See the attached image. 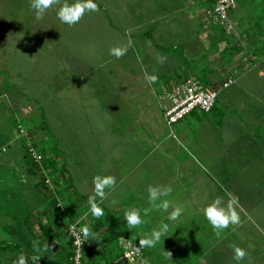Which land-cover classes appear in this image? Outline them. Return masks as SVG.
Listing matches in <instances>:
<instances>
[{
    "label": "crops",
    "instance_id": "obj_1",
    "mask_svg": "<svg viewBox=\"0 0 264 264\" xmlns=\"http://www.w3.org/2000/svg\"><path fill=\"white\" fill-rule=\"evenodd\" d=\"M99 1L98 5L102 7L104 3L102 0ZM142 1H138L139 6ZM176 1L145 0L143 3L148 2L151 5L156 3L157 6L162 8L160 13L155 11L156 15L159 16L161 14L163 16L165 14V7L172 5L173 2V6H176L178 10L184 6V0H180L181 2L178 3ZM68 2L72 3L73 1L70 2L68 0ZM0 3H3L0 6V15L8 14L3 15V17L0 16V25L4 24L3 27H5L0 30V104L4 103L8 106L6 110L4 105H0V188L4 189L1 192L4 195L0 196V243L2 241L7 242V240L14 242L17 246L16 248L20 249L19 253L23 252L28 257V264H33L31 257L37 254L41 259L36 261L35 264H68V255L71 247L66 229L68 224L73 221L69 220L61 227L59 223L62 216L69 215L68 210L62 211L59 208L54 209L53 207L46 208V193H44V190L30 186L27 180L25 184L23 183V175L25 174L23 167L26 168V166L22 165L23 160H21L23 155L22 143L21 141L20 143L16 142L17 138H13V135H16V131L14 132L16 128L15 123L19 120L23 122L24 119H17L15 115L16 111L20 110V113L23 115L29 112L30 107H34L33 105L30 106L29 103L34 104V102H39L40 105L35 103V108L41 107L42 111L38 114H40L41 120L44 119L45 123L50 118L47 115L50 109H52V118H54L53 116H60L59 119L63 120H67V117L70 114L73 115L74 111L84 114L85 120L83 122L79 120L78 126L84 127L82 133L87 138L85 141H81V144H79V141H76L78 144H76L77 146L74 144V150H80L86 156L84 154L83 157H76V154L73 151L71 152V149L67 155L61 153L62 155L58 157V161H62V166L65 165V167L66 165L69 166V163L72 166L78 165L80 168L76 170L84 168V172L83 170L80 171L83 177L80 175L76 176V178L79 177V180L83 179L88 183L92 182L96 175H112L116 177V189L119 195H117L118 197L116 196L117 199L113 202H116L117 207H122L117 210V213L120 215V221L116 227L117 232L122 231L124 233V230L127 228L126 221L124 220L126 210L139 208L142 215L143 208H146L147 204L150 207L147 202V188L149 185H170L173 187V183H177L174 187H180V189H177L182 196L180 199L183 205L181 206L184 208V212L181 215L183 217L187 215L185 209L188 206L195 208L196 214L204 217V207L212 203L216 197H223L226 204L229 198L227 194L230 193L239 198L237 211L241 216V225L239 227H230L220 237H217L205 217H201V221L197 220L195 225H203L202 227H197V230H202L201 232H203L204 236L193 234V239L189 240L185 237L179 238L176 235L174 243L171 241V246L176 248H180L178 244H182V249L175 255L179 258L176 264H186L184 255L187 256L188 252H194L195 254L192 264H237L233 259V249L230 247L232 244L243 248L247 252L246 258L239 262V264H264V30L261 25L260 27L257 25L264 22V14L262 16L250 14L249 16L241 17L243 20H246L243 23H250L251 25L244 27L242 25L234 26L235 34H230L227 39L228 46L235 42L243 44L242 51L240 50L237 54L235 53L236 55L229 54L234 57L241 56L240 62L242 60L246 62L244 66L238 67L237 65L240 62L233 64V60L228 59L230 57L227 55L220 57V54H218L214 58L216 63L212 67H208L211 73L213 71H224V75L219 79L221 80L219 83H216L215 79H211V82L214 81L215 86L219 89L216 102L210 110L213 111L212 115L214 116L212 118L207 116L204 119H200L197 114L201 113L200 115L206 116L210 111L204 113L194 110L174 124L176 126L175 133L172 130L170 133L174 135L173 138L175 140L169 138L171 137L170 133L163 134L164 126H161L162 128H154L152 123L149 122L151 128L150 130L148 129V135L152 140L149 139L146 142L131 141L130 144L124 146L121 143L120 146L119 141L117 142L116 139H123L125 141V138L129 134L123 137L122 134L116 133L118 129L116 126H111V122L114 121L113 118H116L118 121L122 118L121 112L123 113L126 108L124 96L120 93L121 90L111 91L107 89L110 81L101 73L100 77L102 76L103 79L93 80L94 84L89 83V72L101 63L85 65L86 61L77 62V59L74 57L75 49L72 45L59 43V38L60 36L63 37V32L55 30L50 34V31L46 32L44 30L45 17H50L51 14L55 15L59 8L56 11L50 8L44 18L38 21L35 18L34 11L30 7L29 0L21 4L19 0H0ZM105 3L107 5L109 1L107 0ZM9 4L11 6L15 5L18 9L9 14L7 12ZM128 5L126 3L124 5L120 4L108 7H116V15L123 12V17H126L128 13L122 10V8ZM146 6L143 4L142 7ZM150 9H152L151 6L148 7V11ZM127 10L130 12V16H133L134 9L128 8ZM167 11L170 10L168 9ZM139 12L143 11L140 9ZM150 13H154V11L152 10ZM12 14L15 15L13 18L18 17L16 21L20 20L18 26L17 23L13 26L14 34L21 37L18 49H14L13 47L14 34L12 35L11 25H14V19L10 20L6 17H12ZM183 15L185 20H183L181 14L176 15V18H179L180 21V23H177L180 26L176 28L175 32L178 38L185 34V29H188L187 24L191 20L187 15ZM3 18H7L6 21ZM2 20L4 21L2 22ZM138 20L134 21L131 19L129 22L126 21V23L132 22L135 26L137 25L136 27L140 28L141 21L137 22ZM52 21L56 20L53 19ZM115 21L118 20L115 19ZM153 22L157 21L154 20ZM9 24H11V28ZM31 26H34L32 31L30 30ZM168 33L169 31L167 32V36ZM194 33L195 36H199L198 32L194 31ZM131 37L133 36L131 35ZM185 40L186 37L182 39V41ZM196 40H198L199 45L197 43L196 45L194 44V50L190 53L186 50L184 58L187 60V53L190 56L193 53L196 57L195 63L203 61V65L207 66L206 62L213 60V57L205 59V47L199 38ZM245 41H249V43L246 44ZM108 43L111 44L109 39ZM180 43L182 42L180 41ZM225 44L226 40L219 41L213 45H217V49L220 51ZM184 46L188 48V43L186 42ZM198 46H201V51L197 48ZM245 46L248 47L246 48ZM252 47L256 48V52H248L247 49L249 48L250 50ZM100 48H103L102 45L96 47L99 53L102 52ZM155 49L157 48L155 47ZM22 52L24 54H21ZM87 53L89 54L88 60H90L92 53L90 54L89 48L87 49ZM161 53L167 55L166 50H163ZM249 56L250 58H248ZM30 63H33L31 65L33 69V78L31 80H33V83H35L36 78L39 79V76H42L44 68L49 72L47 75L48 84L44 85L43 77L41 86H37L36 92H33L31 100L34 102H29L28 98L26 100L24 97L27 96L28 88L26 83L27 75L22 74V68L25 67L26 72H28ZM62 64L64 65L62 66ZM217 64L219 65L217 66ZM79 66L81 70L78 69L79 71H77ZM63 67L64 69H62ZM177 70L178 72L176 71L175 73L179 79L189 74V69L183 68V65L182 69ZM226 71H229L230 74L226 73ZM229 78L234 79V82H231L227 87H223L222 83ZM152 85L156 90V88L160 89L163 83L159 84V87L158 83ZM152 85L150 86L152 87ZM8 87H14L16 92L12 89L10 93L7 92ZM115 91L117 93H114ZM236 95H240L244 99L240 101ZM134 97V102L139 103L141 97L137 95ZM92 98L93 101H91ZM219 98L220 104L225 103L227 105L224 110L215 109ZM233 98L238 102V108L236 109L234 108V102L236 101ZM153 101H155L154 98ZM77 103L80 106H76ZM69 104H74L75 108H70ZM91 104L97 105L94 112L90 109ZM141 104L136 108L134 106L132 110L135 114L134 120L137 121L139 119L136 122L138 125L147 123L146 115L142 114L146 109L144 107L142 109ZM166 105L167 101H165L164 106ZM154 108L152 110L155 114L157 110ZM9 109L12 110L10 117H8ZM161 110H158L160 115H162L163 108ZM127 111L129 110L127 109ZM231 111H234V113L238 112V114L236 113L235 116L234 113L230 115ZM41 120H39V123L37 121L36 126L40 128L39 132L44 135L47 133L45 128L42 129L41 127ZM103 121H107V127L104 130L98 129L97 126H103ZM159 124L161 125L160 122ZM167 127L171 126L167 125ZM52 134V143L49 146L47 145V149L49 150L48 153L53 152V157H55L54 150L59 149L57 143L60 139H58L54 131H52ZM93 134H96L94 138L91 137ZM205 135L207 136L206 139L204 138ZM109 136L116 138L114 140L117 143L113 142L110 144ZM131 137L135 138L132 135ZM42 138L44 139L43 136ZM100 151L101 153H99ZM128 151L130 153L125 154ZM196 167L201 168V170L195 171ZM210 169L212 172H210ZM67 172L69 178L66 176L63 181L66 180L68 185H70L67 194L71 196V194H75L73 188L75 189L76 186L73 180L74 174H71L68 170ZM131 182L133 185H136L133 188V190L136 189L134 191L136 197L147 204H135L133 202L132 204H128L130 207H126L124 203L126 200L125 192ZM258 183L260 184L256 185ZM249 185L252 186L250 187ZM93 187L92 185V189ZM85 188L90 189V186L87 184ZM105 191L107 197L105 202L107 200L108 204L111 205V201L114 199L110 196L112 195V191L110 189H106ZM79 193L88 196L87 202L82 204L87 210L90 207L89 200L93 198V191ZM130 198L134 199L135 195H131ZM199 199H204V203H199ZM96 200L104 207L105 212L108 208L106 203L104 201L101 202L99 197ZM71 214L76 213L71 212ZM83 216H86V213ZM78 218H80L79 215H77ZM90 218H87L89 220L88 226L92 224V218ZM155 226L151 225L149 229H146V235L156 228ZM89 228L92 232L98 234L97 239H91V245L108 233L104 230L105 227L103 226L101 229L94 231L92 226ZM143 234V232L139 233V235ZM123 236L130 238L126 234H123ZM132 238L130 240L134 241ZM33 241H39L40 248L42 249L39 253L34 251ZM46 244H49L50 248L44 251L43 248ZM148 249L147 257L145 258L150 264H155L154 254L151 253V251L153 252V248L148 247ZM97 250L99 248H95L89 253L94 260H96V255L93 253ZM19 253H10L9 255L6 253L7 258H9L6 259L14 262ZM115 260H118V258L113 261Z\"/></svg>",
    "mask_w": 264,
    "mask_h": 264
},
{
    "label": "rangeland",
    "instance_id": "obj_2",
    "mask_svg": "<svg viewBox=\"0 0 264 264\" xmlns=\"http://www.w3.org/2000/svg\"><path fill=\"white\" fill-rule=\"evenodd\" d=\"M19 1L21 4L22 2L26 0H19ZM69 1L70 2L73 1L72 3L75 2V0H69ZM105 1L107 0H102L104 4H102V7L99 6V11L86 12L85 15L82 17V19L79 21V23H77L73 27H69L67 24L62 23L57 18L56 13L55 15L51 14L50 17H45L44 30L46 32L50 31V34L54 32L55 30L63 32L62 33L63 37L60 36L59 43L66 44V45L68 44L72 45V47L75 49L74 57L77 59L76 60L77 62L86 61V63H84L85 65L90 64V63H93V64H96L99 62L101 63L100 65H97V67L92 68V70L89 72L90 74L88 76V79L90 80L89 83L94 84L95 82L93 80L95 79L99 80L100 78L103 79L102 76L100 77V73H101L106 79H109L110 81V83H108L107 89H110L111 91L117 90V89L119 91L121 90L120 93L123 94L122 96H124L123 98L126 102L125 104L126 108L123 113L121 112L122 118L119 121L116 120V118H113L114 121L111 122V126H116L118 129L116 133L122 134L123 137H126L128 134L129 135L125 138V141L123 139L118 140L116 138H111V136H109L110 144H112L113 142L116 144L119 141V145L122 143L125 146L126 144H130L131 141L132 142H138V141L146 142L149 139L152 140L151 137L148 135L149 133L148 129L150 130L151 128L149 126V122L152 123L154 128L155 127L162 128L161 126H164L163 134H168L170 133L171 130L175 133L176 126L173 125L171 127H167L165 120L163 118V112H162V115H160L158 111V110L162 111L161 109L165 105L166 100L163 98L164 94L162 90L163 89L162 87H165V85L161 86L162 89L156 88L155 90L154 86L152 85L151 87L150 84L145 80L144 78L145 72H147L150 75H157L159 77L158 81L156 82L158 83V87H159V84L167 83V81H170L168 85L171 84V86H173L174 84H176V82H172L173 79L175 80L179 79L175 72L176 71L178 72L177 69H182V65H183V68L187 67V63L184 60V57H185L184 54L186 53V50L183 44L180 43V41L182 42V39L186 37L185 41L189 43L188 47L189 46L191 47L194 44L196 45V43L197 45H199L198 40H196L197 38L201 40L200 42H203L202 41L203 37H206L207 33L205 31H203V33L199 32V36L197 37L195 36L194 31L196 27H198L199 29L201 28V22L203 21V19L206 20V18L203 17L202 13L205 11L207 15L210 12V10L213 8V6L211 7L208 6L207 0H184V6H182L181 9L178 10L176 6H173L174 5L173 4L174 2H173L172 5H168L165 7L164 9L165 14L163 16H161L160 14L159 16L161 17H159L156 15L155 11H157V13H160L162 8L160 6H157L156 3H154V5H151L148 2L143 3V1H145L143 0L141 5L139 6L138 1L140 0L138 1L136 0H108L109 3L106 5ZM166 1H169V0H166ZM94 2L97 4L100 3L99 0H94ZM178 2H181V1L177 0L176 3ZM126 3L131 5V6L129 5L123 6L122 8V10L128 13L126 17H123V12L122 14L119 13V15H116L117 14L115 10L116 7H111V8L108 7V6H114V5H120V4L124 5ZM2 4L3 3H0V6ZM143 4L147 6L142 7ZM149 6H151L152 9L148 11ZM59 7L60 5L58 6L54 5L52 9L56 11ZM128 8L132 10L134 9L133 16H130V12L127 10ZM17 9L18 8H16L15 5L11 6V4H9V6L7 7V12L11 14L15 12ZM140 9L143 12H139ZM168 9L170 11H167ZM152 10L154 11V13H150V11ZM0 12H1V7H0ZM179 14H181L183 20H185V17L183 14L187 15L188 17H192L193 22L188 23L187 25L188 29H185V34H183L181 37L178 38L175 32H176V28L180 26V24H177V23H180L179 18L178 19L176 18V15H179ZM227 14H229V18L231 17L230 20H233L234 18L240 17L242 15H247V14L262 16L264 14V4L261 1H259L258 3L257 1L254 2L250 0H235V8L231 9L230 12L228 10ZM3 15H8V14H1L0 16L3 17ZM6 17L11 20L13 17H15V15L12 14V17L11 16H6ZM7 18H3V19L6 21ZM16 18L18 17L16 16ZM16 18H13L14 22L12 21L14 25L9 24V26L10 25L12 26V35L14 34L13 26H15L16 23L18 26L19 24L18 22L20 21V20L16 21ZM53 19H55L56 21H52ZM115 19H117L118 21H115ZM131 19H133L134 21L139 19L137 22L141 21L140 28L136 27L137 25L135 26L132 22L126 23V21L129 22ZM4 20H2V22ZM154 20L157 22H153ZM57 21H58V24H57ZM247 25H251V24L250 23L242 24L243 27ZM257 25H259L258 27H260V25L264 26V24H260V23H258ZM3 26L4 24L0 25V30L5 28ZM33 28L34 26H31L30 30L32 31ZM17 30H20V29H17ZM168 31L169 33L167 36ZM231 31L232 33H230ZM235 32L236 31L233 30V28L232 29L225 28L224 30V34L226 35L225 39L226 38L228 39L229 35L235 34ZM131 35L133 37H131ZM20 39L21 37H19L17 34L16 35L14 34L13 36L14 49L19 48ZM108 39L111 44L108 43ZM129 41H131V46L128 48L126 55H124L122 58L117 59L116 57L109 54V49L111 47L117 46V45H126L128 44ZM217 41L218 40L216 38L213 41V44L214 43L217 44ZM100 45H102L103 47V48H100V50H102L101 53L97 52L96 50V47ZM155 47L157 49H155ZM88 48L90 49V54L94 51L92 55L90 56V60H88V56H89V54L87 53ZM159 48H164V49H159ZM197 48H199L200 51L202 50L201 46H198ZM189 49L191 48H188V50ZM163 50H166L167 55H164L161 53ZM204 50H205L204 51L205 59H209L213 57V60H211L210 62H206V65L208 67H212L216 63V60L214 58L217 57L219 54L217 45L206 46ZM189 53H187L188 57L190 56ZM14 54H15V51H14ZM21 54H24V52H22ZM157 55L166 56L167 57L166 62L163 64H160L156 59ZM104 56L105 58L103 59ZM231 59L233 60V64L238 63L241 60V56L239 55L235 57L232 56ZM195 62L196 61H194V63ZM32 64L33 63H30L28 72H26L25 67L22 68V74L27 75L26 83H27V88H28L27 89L28 97L27 96H24V97L26 98V100L28 98L29 102H34L31 100L32 94L33 92H36L37 86H41V81L43 77H44V80H43L44 85L48 84L47 75L49 74L47 69L44 68L42 76H39V79L36 78L35 83H33V80H31L33 78V69L31 67ZM203 64H204L203 61H199L195 64H191V67L189 69V74L198 77L202 81H205L206 79L208 80L220 79L224 75V71L222 72L213 71V73H211L209 70L205 69V65ZM63 65L64 64H62V66ZM218 65L219 64H217V66ZM62 69H64V67ZM78 69L81 70V67L79 66L77 68V71H79ZM74 72L77 73L76 71ZM168 85L165 88H168ZM11 89L14 92H16V90H14V87H8L7 92L10 93ZM159 90L161 91L159 92ZM114 93H117V91H115ZM136 95L141 97V100L139 103L134 102L135 101L134 96ZM236 96L240 101L244 99L240 95H236ZM152 97L155 99V101H153ZM219 100L220 98L218 99V104L216 105L215 109L224 110V108H226L227 105L225 103L220 104ZM233 100L237 102L235 98H233ZM91 101H93V98L91 99ZM236 102H234L235 109L238 108V102L237 103ZM35 103L36 102H34V104L29 103L30 106L33 105L34 107H30L28 113H25L22 115V113H20V110L16 111L15 115L17 119L24 118L23 122L21 121V123H18V122L15 123L16 128L14 129V132L16 131L15 132L16 135H13V138L15 139L17 138L16 142L20 143L21 141L22 144H26L29 138V141L31 143L35 142L38 146H41L43 144L45 146L47 145L49 146L52 143L51 133L52 131H54L58 139H60V141H58L57 143L58 144L57 146L59 148L58 151L60 153L67 155L69 151L72 149L71 152L73 151L76 154V157H79V158L83 157L85 153H82L80 150L79 151L74 150V148H75V145L78 144L76 141H79V144H81V141H85L87 138V136L83 135L82 133V130L84 129V127L81 128L78 126L79 120H81L82 122L85 120L84 114L82 112L78 113L74 111V114L71 115L70 114L71 112H70L69 113L70 116L67 117V120H63L61 118L59 119L60 116H53L54 118H52V109H50V112L47 114L48 116H50V118L48 119L45 118L47 119L45 124L47 125L48 128L51 129V130L49 129L50 134H48L49 135V138H48L47 134L43 135L41 132H39L40 128L35 126L37 124V121L39 123V120H41V117L39 116L40 114L38 113L42 111L40 106L38 109L35 108L36 104L40 105V103L39 102H37L36 104ZM140 103H142L141 104L142 109L143 107L146 109V111H144V113L142 114L146 115L147 123L138 125L136 122L139 119H137V121L134 120L135 114L132 112V110L134 106H135L134 108H136L138 107ZM0 105H4V108L6 110L8 109V106L6 104L1 103ZM76 106H80V104L77 103ZM96 106L97 105L94 106L91 104L90 109L92 112L95 111ZM69 107L75 108L74 104H69ZM152 108L157 110V113L154 114ZM127 109L129 111H127ZM212 112L213 111H210L206 116L200 115L201 113L197 115L200 119H204V117H207V116L209 118H212L214 116L212 115ZM233 113L234 111H231L229 114L231 115ZM236 113L238 114V112ZM236 113H234V116L236 115ZM69 114H66V115H69ZM11 115H12V110L9 109L8 117H10ZM223 115H226V114H223ZM26 118L28 119L26 120ZM77 118H80V119H77ZM159 122L161 123V125L159 124ZM54 125L55 127H53ZM97 127L98 129L104 130L107 127V121H103L102 127H99V126ZM27 128L30 130V132L27 130ZM130 134L135 138H132ZM169 135L171 136L169 137L171 139L174 136L171 133ZM42 136L44 137V139L42 138ZM95 136L96 134H93V136L91 137L94 138ZM128 137L130 138V140ZM204 138L206 139L207 136L205 135ZM114 139H116L117 142ZM173 140L175 139L173 138ZM89 141H91V139H89ZM33 148L38 153V156L42 155L36 146H33ZM43 149L46 151L45 154H47L49 150L47 151L45 148ZM52 153L53 152H51L50 154ZM99 153H101V151ZM129 153L130 151L125 152V154H129ZM128 158H131V157H128ZM40 161L41 159L39 160V162ZM61 164H62V161H58L57 166H62ZM79 168L80 167L78 165L72 166L70 165V163H69V166L66 165V168H65L71 174H74L73 180L75 181L76 191H79V192L93 191L92 182L88 183L83 179L79 180V177L76 178V176H80V175H82L83 177V174L80 171L83 170L84 172L85 169L83 168L82 170H76ZM198 169L201 170V168L196 167L195 171H198ZM210 172H212L211 169H210ZM87 184L90 186V189L85 188ZM259 184L260 183L256 185H259ZM176 185L177 183L176 184L173 183V187H172L173 191L168 197H166V199H168L171 202L172 207L182 205L181 204L182 200L180 199L182 196H181L180 191L177 189V188L180 189V187L178 186L175 188L174 186ZM135 186L136 185L135 184L133 185L131 182V184L128 186L125 192L126 200L124 201V203L126 204V207H130V205L128 204H132L133 202L135 204L137 203L145 204L146 203L143 200H139L136 197V193L134 192L136 189L133 190ZM249 186L251 187L252 185H249ZM117 191H118L117 189L115 191H112V195H110L111 198H114L111 201V205L108 204L109 202L107 200L106 202L105 200L103 201L106 203L108 207L106 210L107 213H109L108 215H115L116 217H118L117 219V223H118L120 221L119 219L120 215L117 213L118 212L117 210L121 209L122 207H117L116 202L113 203V201L117 199L116 196L119 195ZM131 195H135V198L131 199L130 198ZM0 196H3V195H0ZM92 196L95 197L94 192L92 193ZM59 201L61 205H59L58 208H61L62 211H66L67 209L70 212H73V209L77 211L76 214L68 213L71 216H62V219L59 223L61 227L64 223H67L69 220L76 221L77 215L79 214H82V215H79L80 218H78L77 220L82 219L86 223H88L89 217L93 218L92 216H89L90 213L89 215L86 213V216H83L85 213L84 212L85 208H74V207L72 208L69 205L66 206V203H64L63 200H59ZM199 203H204V199H199ZM172 207L169 208V212L172 211ZM146 208H149L148 204ZM185 210L187 212V215L184 217L180 216L176 221L169 220L168 212H164L162 210H159V211L152 210L150 214H148L147 216L143 215V210H142V215H143L142 218L144 220V223L140 225L138 228H134L131 230L128 228L126 229L124 228L125 229L124 233L126 234V236L130 238L133 237L132 239L134 241L132 240L130 241V238H125L124 236H121L123 239H121V237L118 238L119 244L122 245L126 249L127 258L125 256H122L118 260L113 261V263L111 264H150V262H148L145 257H142L141 248L137 250V248L139 247V239L146 236L147 231L145 230L149 229L151 225L155 226L156 224L155 227L159 228L162 224H165V223L169 225V230L164 236L161 237V240L159 241V243L156 244L155 247H151L153 248V252L151 251V253L154 254L153 258L155 260V264H170V263L176 264L179 258H177L175 255L178 254L180 250L182 249V244H178L180 245V248L171 246L172 245L171 241L174 243V241L176 240V238L174 237L178 235L179 238L185 237L191 240L193 239L192 237L193 234L204 236L203 232H201L202 230L201 231L197 230V227H202L203 225L202 226L195 225L196 221L197 220L201 221V217L203 216L196 214L195 208H191L188 206ZM106 211L105 212L103 211L104 212L103 216L106 214ZM71 217H74V218H71ZM184 229H188L189 231L184 230ZM142 232L144 234L139 235V233H142ZM134 236H139V237H134ZM206 239H209V238H206ZM166 252H170L172 255L169 256L166 254ZM6 253L7 255L9 254L6 251L3 254L0 253L1 255L0 261L5 262L7 259H9L7 258ZM184 259L186 261V264H191L195 259L194 252H188L187 256L184 255ZM6 263L13 264V262L9 260H7Z\"/></svg>",
    "mask_w": 264,
    "mask_h": 264
},
{
    "label": "clouds",
    "instance_id": "obj_3",
    "mask_svg": "<svg viewBox=\"0 0 264 264\" xmlns=\"http://www.w3.org/2000/svg\"><path fill=\"white\" fill-rule=\"evenodd\" d=\"M30 7L35 13L36 20H42L46 15L47 11L50 8H53L54 5H60L57 11V18L64 24H67L69 27L75 26L86 12H96L99 11V5L94 2V0H75L74 3H69L68 0H29ZM131 46V41L126 45H117L109 49V54L116 57L117 59L122 58L126 55L128 48ZM157 61L160 64L166 62L167 57L163 55H157ZM145 80L150 84H155L159 77L157 75H150L145 72ZM174 99L173 97H169ZM93 192L95 197H99L101 202L105 200L106 189L111 191L116 190L117 182L116 177L112 175H96L93 178ZM172 187L165 185H149L147 188L148 193V203L149 208L143 209V215L147 216L152 210H162L168 212V219L171 221H176L184 212V208L181 206L172 207L171 202L166 199L171 193ZM228 200L226 204L224 203L223 197H216L214 201L208 204L203 208V215L208 223L211 225L215 235L220 237L221 234L229 229L230 227H239L242 223L241 216L237 211L239 206V198L233 196L232 194H227ZM114 203V202H113ZM89 211L90 214L97 219L103 216V208L95 202V198H90L89 200ZM172 207V211L169 212V208ZM124 220L126 221V226L128 229L138 228L144 223V220L141 215V209L131 208L125 211ZM169 230L168 224H162L159 228H154L148 235L139 239V248L144 247H155L157 243L161 240V237L164 236ZM70 231L76 236V244L81 245L83 242H86L89 239H97L98 234L90 230L88 226H82L77 232L76 225L73 224L70 226ZM121 239H123L121 237ZM230 247L233 249V259L239 264L243 261L247 252L235 245L232 244ZM34 251L39 253L42 249L40 248L39 241H33ZM50 248L49 244L44 245L43 250L46 251ZM167 255L171 256L170 252H166ZM33 264L36 261L40 260L41 257L33 255L31 257ZM13 264H28V257L23 253H19L17 259Z\"/></svg>",
    "mask_w": 264,
    "mask_h": 264
},
{
    "label": "trees",
    "instance_id": "obj_4",
    "mask_svg": "<svg viewBox=\"0 0 264 264\" xmlns=\"http://www.w3.org/2000/svg\"><path fill=\"white\" fill-rule=\"evenodd\" d=\"M250 1H254V2L257 1L258 3H259V1L262 2V0H250ZM207 3H208V6L211 7V6L215 5L216 0H207ZM263 4H264V2H263ZM233 8H235V5ZM233 8H231V9H233ZM230 10H229V12H230ZM201 13H202V11H201ZM202 14H203V17L206 18V20L203 19V21L201 22V28L200 29L198 27L195 28V32H198V34H199V32L203 33V31H205L207 33L206 37H203L202 44L204 45V47H206V46H212L213 41L216 38L218 40L217 43L219 41H225L226 40V44L223 47V49H220V51H218L220 54L219 56L222 57L224 55H227L228 57H230L228 59L232 60L231 58L233 55L231 56V54H235V53L237 54L238 52H240V50L242 51L243 50V44L235 42V43L231 44L230 46H228V44H227L228 40H227V38L225 39L226 35L224 34L226 24L231 25V29L233 28V30H235L234 26L242 25L243 22L246 21V20H243L241 17L249 16L250 14L242 15L239 18L238 17L234 18L233 20H230L231 17L229 18V14H227V21H224L225 23L220 22L219 19L216 18L211 13H208L206 15V12L204 11ZM256 16H258V15H256ZM190 18H191L190 22L192 23L193 18L192 17H190ZM261 24H264V22H262ZM262 29L264 30V26H262ZM230 33H232V31ZM184 43H185V41H182L181 44H183V46H184L185 45ZM245 43L247 44V43H249V41H245ZM245 47L247 48L248 46H245ZM184 48H185V50H188V48H191L188 50V52H192L194 50V45H192L191 47L189 46L188 48H186V46H184ZM253 48L254 47H252L250 50L248 48L247 49L248 52L249 51H251L252 53L256 52V48H254V49ZM229 53H231V54H229ZM191 55L192 56L188 57L187 60H185V58H184V60L187 63V67H185V69L186 68L190 69L191 64H194V61L196 60L195 55H193V53ZM220 57H218V58H220ZM248 58H250V56ZM245 64H246V62H244L242 60L240 63H238L237 66L242 67ZM205 69L209 70L208 66H205ZM226 73H229V71H226ZM188 76H194V75L188 74L185 77L182 76V78H180L178 80L174 79L172 82H176V84H174L173 86H171V84L168 85L170 81H167V83H163L162 86L165 85V87H166L168 85L167 89H171L175 85L182 82ZM194 77H196V76H194ZM196 78H198V77H196ZM219 81H221V80L216 79V83H219ZM202 82H204L206 84H210L212 87L217 88L215 86L214 81L211 82V80L206 79L205 81H202ZM165 87H162V88H165ZM160 88H161V86H160ZM160 91L161 90H159V92ZM204 113H206V112H204ZM17 122L21 123V120H19ZM36 127H38V126H36ZM41 127H42V129L45 128L47 134H50V130L46 126L44 119L41 120ZM27 130L30 132V130L28 128H27ZM52 136H53V134H52ZM34 146H36L37 149L39 150V152H41V154H42L41 155V161L39 163L35 162L30 157L29 153L27 152L26 145L22 144L23 155L21 157V160H23L22 165L26 166V168L23 167V170L25 173L23 175L24 176L23 183L25 184L26 180H27V182L30 186L38 187V188H41L44 190V193H46L45 194V199H46L45 207L46 208L47 207H53L54 209H58V206L61 205L59 200H63L64 203H66V206L69 205L72 208L73 207L74 208H85L84 212L89 215V213H90V211L88 210L89 208L86 210V207H84L82 205L83 203L87 202L86 199L88 196L86 194H80L78 191H76V189L74 190V188L72 186H71V188H73V191L75 192V194H73V195L71 194V196H68V194H67L68 188L70 185H68L66 180H65L66 182L63 181V179H65L66 176H68L67 178H69V174H68L67 170L65 169L66 168L65 165L57 166L58 157H60L62 154L58 150H54L55 151V153H54L55 157H53V154H49V153L45 154L46 151L43 148H45L48 151L47 146H45V145L38 146L35 142H34ZM46 180H48L49 184L46 182ZM3 191H4V189L0 188V195H4L3 193L1 194V192H3ZM95 202L97 204H99V202H97L96 198H95ZM100 206L103 208V211H104V207L102 205H100ZM59 209H61V208H59ZM73 212L77 213V211L74 209H73ZM68 213H71V212L68 210ZM108 214L109 213H107V211H106V214L99 219H97L96 217H94L90 214L89 216H92L93 218L91 221L92 224L89 226L82 219L73 221V222H77L78 225H80L81 227L85 226V225L88 227L92 226L93 231L97 230V229H101L103 226V227H105L104 230L108 232L107 235L103 236L97 242H94L93 245L90 244L91 239L86 241L85 245L82 248L81 264H110L111 261H113L114 259H117V258L119 259L122 257L125 249L123 248L122 245L119 244L118 238H119V236H123V234H125V233H122V231L121 232L116 231L117 217L115 215H108ZM79 215H82V214H79ZM68 216H70V215H68ZM71 218H74V217H71ZM75 218H76V216H75ZM39 226H40V224H39ZM66 231H67V229H66ZM69 242H70L69 244H70L71 248H70V252H69L68 256H70V254L72 253V245H71L70 239H69ZM16 247L17 246L12 241H9V240H7V242L2 241L0 243V253L3 254L5 251L8 252L9 254L10 253L16 254L17 252L19 253L20 249L16 248ZM95 248H99V250H97L96 252L93 253L94 255H96V260H94L91 257V255H89V253H91V251ZM148 250H149L148 247L141 248L142 257H147ZM0 264H8V263H6V261L5 262L0 261Z\"/></svg>",
    "mask_w": 264,
    "mask_h": 264
},
{
    "label": "built area",
    "instance_id": "obj_5",
    "mask_svg": "<svg viewBox=\"0 0 264 264\" xmlns=\"http://www.w3.org/2000/svg\"><path fill=\"white\" fill-rule=\"evenodd\" d=\"M234 5V0H216L215 5L209 13L213 14L223 23L227 21L228 10L233 8ZM226 28L231 29V25L226 24ZM233 80L229 78L223 82L222 86L227 87L231 82H234ZM162 90L164 94L163 98L167 101V105L163 107V118L168 126H173L194 110L209 112L213 108L219 93L218 88H214L194 76L186 77L171 89L163 88ZM169 97H173L174 99H170ZM25 145L30 157L38 163L41 156H38V153L34 150V143H31L28 138ZM46 182L48 183V180ZM73 224L76 225L77 232L81 228L77 222L68 224L66 234L72 245V253L69 256L68 264H81L82 248L86 242H83L81 245L76 244V236L70 231V226ZM122 256L127 258L126 249Z\"/></svg>",
    "mask_w": 264,
    "mask_h": 264
}]
</instances>
